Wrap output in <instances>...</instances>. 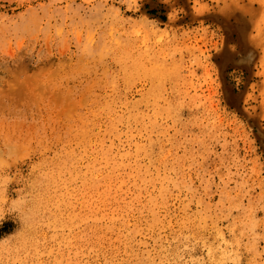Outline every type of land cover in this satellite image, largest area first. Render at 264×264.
<instances>
[{
    "label": "rangeland",
    "instance_id": "374dc122",
    "mask_svg": "<svg viewBox=\"0 0 264 264\" xmlns=\"http://www.w3.org/2000/svg\"><path fill=\"white\" fill-rule=\"evenodd\" d=\"M0 264H264V0H0Z\"/></svg>",
    "mask_w": 264,
    "mask_h": 264
}]
</instances>
